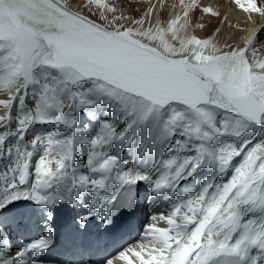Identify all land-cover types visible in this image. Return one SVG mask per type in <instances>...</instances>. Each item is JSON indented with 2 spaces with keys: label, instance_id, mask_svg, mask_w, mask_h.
Masks as SVG:
<instances>
[{
  "label": "snow or ice",
  "instance_id": "1",
  "mask_svg": "<svg viewBox=\"0 0 264 264\" xmlns=\"http://www.w3.org/2000/svg\"><path fill=\"white\" fill-rule=\"evenodd\" d=\"M262 21L264 0H0V158L11 160L0 169V210L21 199L50 208L88 193L81 223L98 214L108 223L135 207L139 182L173 193L201 167L224 174L239 155L229 179L213 176L153 215L141 242L106 264H264V139L212 144L252 124L264 130V43L255 45ZM101 98L112 119L81 138L89 155L77 166L72 130L79 111ZM37 123L70 131L25 141ZM9 136L17 142L6 147ZM137 136V155L157 151L152 172L115 171L119 151L109 146L129 148ZM110 183L116 187L106 195ZM50 245L41 237L0 252V264H25Z\"/></svg>",
  "mask_w": 264,
  "mask_h": 264
},
{
  "label": "bare ground",
  "instance_id": "2",
  "mask_svg": "<svg viewBox=\"0 0 264 264\" xmlns=\"http://www.w3.org/2000/svg\"><path fill=\"white\" fill-rule=\"evenodd\" d=\"M176 2L177 0H168V3L170 5ZM225 4H227V0H225ZM169 11L171 12L172 9H170ZM240 19L242 20V17H240ZM261 23H264V21H262ZM258 26L259 25H257V27ZM249 30H251V26H249ZM261 43H264V29H261L257 33L255 45L259 46ZM83 86L87 87L88 84L84 83ZM77 87H80V85H77ZM34 100L35 97L30 95L25 98V104H30L34 102ZM18 105L19 101H16L12 106L11 114L13 118H15L18 114ZM0 111L3 110L0 109ZM73 111L75 110L71 109L69 111V115H71ZM112 115V109L110 108L109 104L104 103L103 98H101L94 107L82 109L79 111L77 125L75 129L72 130L75 132L76 137L74 155L75 165L79 166L80 164L85 162L89 155V145L87 143L80 142L81 138L94 137L98 132L101 121H107L112 119ZM118 119L119 118L117 117V120ZM10 127L12 129L15 128L14 120L10 124ZM120 127L122 128L123 125H120ZM53 129H56L66 135L70 131L67 127L59 124L37 123L33 124L27 130L24 139L25 141L30 140L33 136L38 133H45ZM0 131H3V129H0ZM178 138L179 137L174 136L172 138V142H174ZM16 142V136H9L8 139L5 141V146L7 147L10 145H14ZM229 142L234 143L236 146L239 143L237 140H227L225 139L224 135H221L217 136L212 141V144L213 146H218ZM139 143L140 136H137L133 145L129 148H124L123 150H120V144L115 142L109 146L110 154H116L117 151H119L121 163L117 166L115 171H122L127 167H132L134 169L140 170L141 172H152L157 151L146 150L142 156L137 155L136 146ZM168 146H170V144L166 146L161 145L160 147L166 148ZM160 155L166 156L168 155V153L164 151L161 152ZM38 156L39 153H36L32 157L33 165ZM241 159L242 157L239 155L235 157L231 162L232 167H230L224 174L220 175H216V170L214 167H201L191 177L187 178L186 180L180 181L179 185L173 193H169L167 190H164L160 193H153L152 186L149 182H139L136 185V187L139 188V191L137 193L138 200L135 202V207L133 208V210L136 209L137 212L136 218L139 224V228L137 232H131L125 235L126 240L124 241V237L122 236V238L120 239V241H122L121 245L118 246L117 249L123 251L124 249L141 242L142 233L144 232L145 227L151 222L150 218L153 215L166 214L173 204L177 203L182 198L197 193L206 180L212 178L213 176H215V181L217 183L224 182L229 179L230 176L233 174L234 167L238 166V164L241 162ZM10 163L11 160L8 156L0 158V169L6 167ZM79 171H86V169L80 168ZM58 187L60 186H54L52 191H56ZM114 187H116V185L110 183L105 194L110 195ZM90 200L91 195L88 193H84L73 203H69L67 201H60L54 203L50 208L46 205L35 204L31 200L21 199L13 201L11 204L7 205L5 209L0 210V232L5 235L7 242L6 246H0V252H3L5 254H11L21 248H24L27 244L37 240L33 239L32 241H30L28 239H22L21 236H16L18 232L44 230L46 229L45 224L46 226L52 224L56 229L57 234L65 231L70 237V254L66 256L65 264H87L86 262L82 261L84 260V255L81 254V251H76V249L78 248L76 239H79L82 234V230L78 224L81 220V217L85 215L88 211L87 205ZM95 218V221L98 222L99 214ZM48 235L49 231H45L41 237L48 238ZM57 243L58 242L52 243L51 240V245L46 251L40 254H36L34 252L29 253L26 258L25 264H32L33 261L38 262V264H51L43 261H49L53 258L52 250H54ZM94 258L97 259L96 256H94ZM100 260L101 262H103V258H100Z\"/></svg>",
  "mask_w": 264,
  "mask_h": 264
},
{
  "label": "rangeland",
  "instance_id": "3",
  "mask_svg": "<svg viewBox=\"0 0 264 264\" xmlns=\"http://www.w3.org/2000/svg\"><path fill=\"white\" fill-rule=\"evenodd\" d=\"M225 136V135H224ZM227 140H237V147L244 144L245 141L251 140L252 143L259 142L264 139V131L260 127L252 124L239 137L225 136Z\"/></svg>",
  "mask_w": 264,
  "mask_h": 264
}]
</instances>
